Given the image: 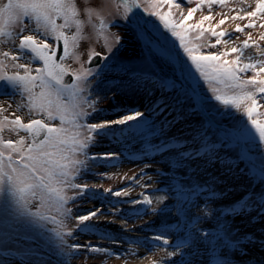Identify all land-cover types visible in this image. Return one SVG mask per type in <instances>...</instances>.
<instances>
[{"label": "rangeland", "instance_id": "1", "mask_svg": "<svg viewBox=\"0 0 264 264\" xmlns=\"http://www.w3.org/2000/svg\"><path fill=\"white\" fill-rule=\"evenodd\" d=\"M177 2L182 8L171 9L176 22L187 16L188 9L198 8L196 0ZM77 3L84 21V38L76 49L80 63L88 67L90 50L102 56V64L96 67L100 78L94 80L89 91L104 111L95 114L93 122L117 119L133 111L144 112L147 117L139 127L125 126L128 130L122 136L99 138L96 146L90 147L89 155L108 154L110 158L88 161V169L82 170L78 179L88 185L90 192L68 205L74 214L100 209L107 217L98 222L99 231L77 233L75 240L65 236L68 244H92L107 248L113 255L73 252L66 245L58 246L50 231L55 228L51 223L41 228L0 223V264H264V208L259 203L264 199V142L251 127L243 108H226L215 100L210 83L196 72L180 41L144 10L147 4L133 8L125 20L123 9L117 11L105 0ZM257 3L258 0H226L224 5L214 4L211 10L205 4L187 24L195 25L210 16L203 27L229 33L232 42L228 49L242 46L251 36L249 43L253 46L245 49V55L264 59L259 54L264 50V27L260 26L264 24V10L247 17ZM88 10L105 15L112 52L88 24ZM160 11L168 13L169 8L161 5ZM221 20L225 21L222 25ZM92 23L98 24L95 16ZM248 24L254 27H246ZM237 25L243 32L235 31ZM111 34L120 37L119 44L112 42ZM195 36V32L189 33L193 46L215 43L210 32L200 40ZM12 48L11 42L0 44V52ZM224 50L222 42L202 52ZM6 63L11 74L15 71L12 62ZM65 64L71 70L80 67L71 58ZM32 66H39V62ZM159 101L164 102L162 112L154 108ZM22 102L26 104V99L19 93L0 94V108L6 109L0 119L19 116L28 123L40 118L26 107H18ZM257 112L264 114V107H258ZM258 119L264 122V115ZM51 123L59 126L58 120ZM245 130L247 134H243ZM0 135L13 141L26 137L8 128ZM106 189L127 194L116 197ZM74 194L69 191V195ZM145 196L152 199L151 205L133 203ZM161 196L166 199L158 203ZM244 204L247 207H242ZM180 208L183 214L177 211ZM32 210H36L35 202ZM67 224L65 231H75L74 219ZM156 236L162 239H154ZM163 239H168L169 244H163ZM237 240L242 241L239 248L243 252L225 247V243ZM177 244L182 245L178 250ZM174 250L177 254L169 256Z\"/></svg>", "mask_w": 264, "mask_h": 264}, {"label": "snow or ice", "instance_id": "2", "mask_svg": "<svg viewBox=\"0 0 264 264\" xmlns=\"http://www.w3.org/2000/svg\"><path fill=\"white\" fill-rule=\"evenodd\" d=\"M105 2L114 4L117 11L122 8L125 20L129 18L133 8L139 9L142 3L147 4L144 10L150 16L156 17L164 28L180 41V47L196 72L210 83L215 100L226 108L232 107L237 111L243 108V114L251 123V127L258 134L260 141L264 142V122L258 119L264 114L257 112L258 107H264V104H260V101L264 100V59H253L251 55H245V49L253 46L249 43L251 36L242 46L228 49L227 46L232 42L229 33L203 27L204 22L211 19L210 16H204L195 25L187 24L199 6L206 4L211 10L214 4L224 5L226 0H196L198 8L188 9L187 16L179 22H176L171 14L173 7L178 10L182 8L177 0ZM161 5H167L169 12L162 13ZM261 10H264V0H258L256 9L247 13V17H255ZM82 14L77 0H0V44L11 42L13 45L12 49L0 52V94L19 93L26 99V104L22 102L18 107H26L30 114L34 113L40 117L31 119L28 123L23 122L19 116L14 119H0V134L5 128L18 136L21 132L26 134V137L21 136L15 141L5 140L0 135V223L9 227L13 224H23L37 228L51 223L55 228L50 231L57 238L58 246L66 245L73 252L86 250L111 256L113 253L107 248L92 244H68L65 236L75 240L78 238L77 233L99 231L98 222L101 218L107 219L100 209L74 214L73 208L68 205L70 202L75 204L78 197H85L90 192L88 185L78 179L82 170L88 169V161L110 158L108 154L89 155L90 147L96 146L99 138L122 136L128 130L125 126L139 127L142 120L147 121V117L144 112L133 111L117 119L93 122L94 115L104 110L98 108L97 101L89 89L94 80L100 78L101 73L95 67L86 68L76 54L79 41L84 38ZM107 14L110 15L111 12ZM86 15L97 39H103L104 46L112 52L105 15L92 10H88ZM181 15L183 16L182 11ZM93 16L98 24L92 23ZM58 20L62 23H57ZM224 23V20L220 21L221 25ZM260 26L264 27V24ZM246 27L252 28L254 25L248 24ZM235 31L243 32V29L237 25ZM190 32L196 33V40L202 39L206 32H210L211 36L215 37V43L193 46ZM226 36L229 39H224ZM261 39H264V35ZM111 40L115 44L120 43V37L115 34H111ZM222 42L226 50L203 54L204 48H216ZM61 43L62 54L58 57V45ZM259 54L264 56V50H260ZM99 55L95 50H90L87 63H91L93 58ZM233 56L234 58L229 59ZM70 58L80 64L79 69L71 70L66 66L65 61ZM104 59L107 60L108 57ZM8 60L12 62L11 68L15 69L11 74L6 63ZM35 62H39V66L33 68ZM247 73L252 75L247 76ZM69 76L71 81L65 79ZM9 89L10 92L7 91ZM163 103L157 102L155 110L162 112ZM3 111L6 109L0 108V113ZM57 120L59 126H53L51 122ZM132 122H136L135 125ZM243 134H247V130ZM69 191L75 194L69 195ZM106 191L116 197L127 194L121 191L113 192L112 189ZM164 199L166 197H158L157 202H163ZM34 202L35 211L32 210ZM133 203L151 205L153 201L145 196L143 200ZM259 203L260 207L264 208V199ZM152 211L155 212L156 209L153 208ZM177 211L183 214L184 210L180 208ZM52 212L56 215H51ZM233 214H237L235 210ZM73 219L75 231H65L67 222ZM111 222L113 221H109ZM154 239L161 240L162 237L156 236ZM245 239L250 241L251 237ZM241 242L237 240L233 244L229 241L225 243V247H236L243 252V249L239 248ZM163 244L168 245L169 240L163 239ZM180 247L182 245L177 244L176 250ZM176 250L168 255L175 256Z\"/></svg>", "mask_w": 264, "mask_h": 264}, {"label": "water", "instance_id": "3", "mask_svg": "<svg viewBox=\"0 0 264 264\" xmlns=\"http://www.w3.org/2000/svg\"><path fill=\"white\" fill-rule=\"evenodd\" d=\"M62 54V43L60 45H58V57L59 55ZM102 64V56L99 55V56H96L93 58L92 62L91 63H88V67H98ZM66 80H69L71 81L72 78L69 76V77H65Z\"/></svg>", "mask_w": 264, "mask_h": 264}]
</instances>
